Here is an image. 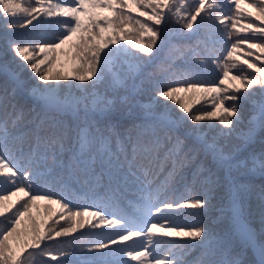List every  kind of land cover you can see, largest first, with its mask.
I'll list each match as a JSON object with an SVG mask.
<instances>
[{
    "label": "snow or ice",
    "instance_id": "6c2138e0",
    "mask_svg": "<svg viewBox=\"0 0 264 264\" xmlns=\"http://www.w3.org/2000/svg\"><path fill=\"white\" fill-rule=\"evenodd\" d=\"M130 2L137 9H143L139 11V16L147 17L145 22L120 10L126 6L124 0H70L74 6H69L65 0L56 3L52 0H35L37 7H22L17 0H0V19L9 30L24 28L32 24L33 20L40 23L37 17L42 13L67 18L57 21L62 30L57 32L55 39H40L31 49L14 42L9 44V53L14 52L22 58L38 81L34 91L42 102V110L25 114L21 108L24 127L19 130L9 127L7 121L0 122V177L4 178L6 185L12 186L0 188V217H3V226L0 227V264H49L48 260L43 259L48 256L55 264H70L67 259H58V256L67 257L70 253L60 249L53 254L46 242L67 237L86 225L93 230L89 235L97 237L90 241L87 249L93 257L88 264H129L128 260L123 259L125 256L136 264H183L181 257L193 248L202 252L198 264H247L244 255L248 248L257 249L259 264H264V186L258 194L255 212L259 217L257 229L253 226V209L245 207L244 199L245 196L253 195V191L247 184L235 179L224 181L227 191L219 208L226 227L223 235H218L212 227L198 219L192 223H186L183 219L189 215L199 217L207 214L205 210L210 207L209 198H215L221 185L215 172L206 170L207 175L203 177L204 193L190 199L178 196L176 188L163 192V198L159 195L153 197L145 187L146 182L150 183L147 170L162 163L159 160L161 152H164L165 159L173 160L177 182H182L185 168L191 167L198 157V149H203V129L206 127L216 132L213 145L217 138L231 137L234 133L248 140L257 134L264 136V99L258 105V120L250 122L246 132L239 129L243 123L240 102L248 99L257 87L264 97V65L257 67L255 63L243 60V64L259 74L245 76L243 67L231 63V67L237 69L239 74L231 75L230 80L237 83H229L227 87L221 88L205 87L204 82L193 76L175 79L173 76L178 74H170L175 67L170 64L168 68L162 69L160 79H149L147 83L152 93V104L163 109V112H152L140 118V122L133 125L135 136L130 130L122 132L119 121L113 115L116 100L108 92L115 94L125 84L126 78L138 74L139 62L143 60V57L121 43L128 35L125 31L127 24L134 21L138 25L140 39L147 35V41L127 40L125 43L140 53L149 54L151 60L161 51L163 41L160 37L166 34L167 26L173 19L181 29L187 30L180 32L175 29L178 35L189 42L197 39L201 32L215 29L221 36L228 38L222 40L227 44L232 34L225 22L231 20L233 29L237 23L227 14H218L217 19L223 30L216 29L211 17L213 13H219L222 5L208 4L206 0H196L195 5L187 0ZM225 2L235 4L238 14L244 11L240 7L242 0ZM248 7L254 9L255 20L264 25V2L257 4L252 0ZM96 9H107L112 16H101ZM20 13L25 14L23 20L17 19ZM202 13H206L209 19L205 20ZM252 15L251 12L247 13V16ZM147 21H151L152 25ZM246 28L252 29L251 35L239 37L231 43L223 60H212L218 66L225 64L224 78H229L227 62L231 61L240 45L247 44L249 49H257L262 56L256 59H264V27L257 28L254 23H249ZM117 31L121 33L119 37ZM253 39L257 42L250 43ZM65 44L69 45L67 50L62 47ZM37 48L43 54L39 60L36 59ZM247 55L251 56L252 53ZM61 57L67 59L71 76L54 70L57 65L63 67ZM118 60H123L127 65L123 75L113 73V81L105 93L93 91L89 95V88L95 90L102 84ZM224 78L219 80L220 85L225 84ZM63 88L76 89L81 95L61 99L58 93ZM229 90L232 94L223 95ZM178 93H200L205 96L213 93L212 110L202 108L193 112L192 106L185 104L184 97H178ZM5 100V96H0V106L6 108ZM227 100L234 103L226 105ZM173 104L178 105L183 115L172 107ZM203 121L210 123L204 125ZM212 121H217L222 127H217ZM12 123L14 125L16 122ZM113 139L115 150L111 148ZM128 148L131 149L130 153ZM13 152L19 156L18 164H10L5 159V153ZM180 153L183 155L180 156ZM238 163L247 167L248 161ZM251 164L264 177V152L259 157L254 156ZM142 172L143 176L140 174ZM201 175L197 169L193 179ZM105 178L107 183L103 185V193L98 195L96 204L73 210L65 193L71 195L73 186L81 182L84 186L95 188ZM57 184L61 186V191H52L50 185ZM129 184L137 185L140 190L136 210L131 214L121 210L118 195L121 186ZM17 193L23 196L9 203L10 198ZM38 201L45 202V219H37L32 215L31 210L39 207ZM52 204L59 206V212H53L50 207ZM6 212L10 215H5ZM156 232L160 234L158 237ZM133 237H143L144 242L139 245L143 250H137V242L133 241ZM164 237L175 239L164 241ZM237 238L238 243L234 244ZM126 241H132V245L125 244ZM165 242L169 253L161 257L155 246Z\"/></svg>",
    "mask_w": 264,
    "mask_h": 264
},
{
    "label": "trees",
    "instance_id": "16d2710c",
    "mask_svg": "<svg viewBox=\"0 0 264 264\" xmlns=\"http://www.w3.org/2000/svg\"><path fill=\"white\" fill-rule=\"evenodd\" d=\"M22 7H37L35 0H17ZM53 3L58 2V0H52ZM69 6H74L70 3V0H65ZM188 3L195 5L196 0H187ZM252 0H242L241 9L244 11L242 13H237L235 9V4H228L225 0H206L208 4L220 3L222 7L219 13H213L211 17V23L215 24L216 29L223 30V26L219 24L217 15L227 14L236 20V28H231V20H227L225 23L229 26L231 31V40L227 44L223 43L222 40H227L226 36H221L215 29H207L201 32L197 39L192 41H185L175 29H179L180 32H186L187 30L181 29L179 24L175 23L173 19L172 23L167 26L166 34H163L160 39L163 41L161 46V51L152 56L149 59V54L140 53L138 49L133 48L130 44L125 43L127 40L138 41L144 43L147 41V35L140 39V33L138 31V25L133 21L125 26V31L128 35L121 40V43L125 44V47L132 52H136L137 55L143 57V60L139 62L140 71L133 77L126 78L125 84L119 87L115 94L108 92L116 100L115 107L113 109V115L119 121L121 125V131L127 132L131 131L133 136L136 135V131L133 129V125L140 122V118L150 115L152 112L157 114L163 112V109L157 106H151V108L142 105L144 100H148L152 97L150 89L147 88V83L149 79H160L163 75L162 69H166L169 65H175L171 69L170 74L174 75L173 78H187L188 76H193L196 79L204 82L205 87L219 86L221 88L227 87L229 83L236 84L237 81L230 80L231 75L239 74L237 69L231 67V63H236L238 67H243L244 75H254L258 76L253 69H249L246 64H243V60L247 59L250 63H255L257 67L264 65V59H256L262 54L257 49H249L247 44L239 46V49L234 53L231 61L227 62L229 70V78L223 77V70L225 67L224 63L219 66L212 62L213 59L219 58L223 60L227 56V50L231 47V43L239 37L249 36L252 34V29H247L246 25L249 23H254L255 27H264L258 20H255V11L253 8L248 7V3ZM264 0H255V3L260 4ZM125 7H122L121 11H126L130 16L139 19L141 22H145L147 17L139 16V11L143 9H137L136 5L132 4L130 0H124ZM149 14H151V9H148ZM206 11H210L207 9ZM96 12L101 16H112V13L107 9H96ZM253 13L252 16H247V13ZM2 15V14H0ZM35 15V14H34ZM205 20L209 17L206 13H202ZM25 14L20 13L17 19L23 20ZM11 19V18H9ZM67 19L60 16H47L41 14L37 17L40 23L36 20L32 21V24L25 25L24 28H16L9 30L4 24V21L0 19V96H5L4 106H0V122L7 121L9 127H15L17 130L24 127V116L21 115L20 109L23 108L25 114L40 112L42 110V102L40 98L30 96L28 90L31 86L38 81L34 78L31 73L30 68L27 63L23 61L22 58L15 55L14 52L9 53V44L14 42L21 47H29L30 49L35 46V42L40 39H55L57 32L62 30L61 26L57 23L58 20ZM199 21V17H198ZM149 25H152L151 21H147ZM245 29L244 31H237V29ZM110 31V30H109ZM105 34H108L106 32ZM121 33L117 31V37ZM250 43L257 42L255 39L249 41ZM71 43V42H69ZM65 50L68 49L69 45L65 44L62 46ZM189 49H194L190 51ZM251 52L252 55L249 56L247 53ZM187 57V59H185ZM43 54L36 50V59H42ZM61 61L67 62L65 57H61ZM145 61L147 63H145ZM203 61V62H202ZM13 64H19L20 66H26L27 70L18 71V67ZM68 64V62H67ZM3 65H7L9 68L17 71L19 73L18 79L22 82L24 90L22 91L20 86L16 85V81L12 78L8 72L3 70ZM69 66V64H68ZM13 67V68H12ZM60 70L62 73H67L69 67L63 70V67L57 65L54 70ZM127 69V65L123 60H118L111 69V72L106 75L104 82L97 86L95 90L89 88L88 93L91 95L93 91L99 93H105L106 89L109 88L113 81V73L123 75L124 71ZM71 76V73H68ZM224 78L225 84L220 85L219 80ZM73 83H75L73 81ZM7 86V90H5ZM22 88V89H23ZM180 95L191 96L190 100L186 104H190L191 111L195 112L197 109L206 108L208 111L212 110L213 93H209L206 96L200 93H178ZM231 90L223 95H230ZM61 99L65 97H71L73 95L80 96L81 93L76 89H61L58 93ZM23 97V99H21ZM264 97L261 96L259 88L254 90V93L248 97L246 100H242L239 104L241 117L243 123L240 124L239 129L247 131V127L250 122L258 120L259 112L258 105ZM171 103V102H169ZM234 103L233 101H225L226 105ZM13 105H16L13 108ZM172 107L183 115L182 111L179 109L178 105L173 104ZM81 116L83 115V109L81 108ZM252 115L249 120L248 115ZM13 121L16 123L13 125ZM204 125H208L209 121H203ZM211 123L216 124L217 127H222L217 121H212ZM183 130V129H182ZM204 136L202 137L203 149H198V157L191 165V167H186L184 170L185 179L182 182H177V176L174 171V162L171 158L165 159L164 152L159 154V160L162 163H158L154 168L148 169V181L145 187L151 192L153 197L157 195L163 198V192L169 191L173 188L177 189L178 196H184L193 198L197 195H201L205 191V185L203 177L207 175L208 169L215 172L221 180V185L218 187L215 198L210 199V207L206 209L207 212L204 216L183 217L186 223H192L194 220H200L206 225L212 227L218 235H223L226 231V227L223 222V218L220 217L219 206H221L222 198L227 191L224 185L225 180L235 179L238 182H242L248 185V187L253 191V195L245 196V207L253 209V226L259 229V217L255 215L258 207V194L262 186H264V177H261L259 171L253 168L251 164L252 158L259 157L262 152H264V136L259 134L255 135L251 140L234 133L235 141L231 145H226V138H217L216 144L213 145V137L216 136L214 129L204 128ZM239 132V130H238ZM259 133V129H257ZM111 148L115 150L116 144L113 139L111 143ZM130 153L131 149L128 148ZM180 156L183 154L180 153ZM5 159L10 164H18L19 156L17 153L12 154L5 153ZM248 161L247 167L244 166L243 162ZM199 169L201 176L193 179L194 172ZM143 176V172L140 173ZM107 183V179L102 182V184L97 185L95 188L90 186H84L83 182L80 184H75L71 189V195L65 193L67 199L71 201L73 205V210L82 209L84 207H93L97 202V197L99 194L103 193V185ZM10 184L6 185L4 178L0 177V188H11ZM51 190L54 192L61 191L60 185H50ZM119 198L121 201V210L128 211L129 214L135 212L136 204L140 195V190L135 184H129L126 186H121L119 190ZM23 196L22 193H17L15 196L10 198L9 203H14ZM44 204V201H38ZM37 202V204H38ZM55 205V204H53ZM50 207H53L52 205ZM52 209V208H51ZM55 211L59 212V206H54ZM111 210V209H110ZM185 212H190L188 209H184ZM38 212V211H37ZM36 213V212H35ZM37 214V213H36ZM40 213L37 216L39 219H45ZM5 215H10L6 212ZM58 218V217H53ZM63 223V221H60ZM3 226V217H0V227ZM93 230L89 225L85 228L78 230L67 237L55 238L53 241H47L46 243L53 250V254H56L60 249L65 250L70 253L67 257H59L58 259H67L70 264H88V262L93 258L92 253H89L87 249L90 246V241L96 239L95 235H89ZM160 234L156 232L158 237ZM133 241H136L137 250H143L139 247L141 243L144 242L143 237H133ZM164 241L168 239H175L164 237ZM125 244L132 245V241H126ZM238 243V238L234 240V244ZM157 253L161 257H166L169 253V248L167 243H160L155 246ZM202 258V252L198 248H193L188 250L184 256L181 257L183 264H198L199 260ZM247 264H259L257 249L248 248L244 255ZM49 261V264H55V261L51 260V257H43ZM123 259L128 260L129 264H136L135 261H131L128 257H123Z\"/></svg>",
    "mask_w": 264,
    "mask_h": 264
},
{
    "label": "rangeland",
    "instance_id": "374dc122",
    "mask_svg": "<svg viewBox=\"0 0 264 264\" xmlns=\"http://www.w3.org/2000/svg\"><path fill=\"white\" fill-rule=\"evenodd\" d=\"M0 55H2V53H0ZM14 66H16V67H18V71L20 72V71H25V70H27V67L26 66H20L19 64H13ZM69 66H68V64H67V62H64L63 63V70H66L67 68H68ZM13 68V67H12ZM3 70L5 71V72H8V74L12 77V78H14L15 79V81H16V85L17 86H20V88H21V90L23 91L24 90V88H23V84H22V82L18 79V75H19V73L17 72V71H14L13 69H11V68H9L7 65H3ZM69 73V71L66 73V74H68ZM37 83H35L33 86H31L30 88H29V90L27 91L28 92V94L30 95V96H33V97H37V98H39V96L35 93V91H34V89H35V85H36ZM23 88V89H22ZM63 89H67V88H63ZM178 95V97L179 96H182V97H184V102H185V104L190 100V98L192 97V95L191 96H186V95H180V94H177ZM142 105H144V106H146V107H149V105H151V106H154L155 104H152V97L150 98V99H148V100H144L143 102H142ZM156 106V105H155ZM252 115L250 114V115H248V117H247V119L249 120V118L251 117ZM204 131V130H203ZM233 141H235V137H234V134L231 136V137H227L226 138V140H225V144L226 145H231L232 143H233ZM45 204V203H44ZM44 204H42V203H40V202H38V209L37 208H33L32 210H31V212H32V215L33 216H35V217H37V211H39V213H43V211H44ZM52 206L53 207H51L52 208V210H53V212L55 211V209H54V206L55 205H53L52 204ZM219 208H220V206H219ZM36 212V213H35ZM42 216H43V214H42ZM44 217V216H43ZM45 218V217H44ZM37 219H39L38 217H37ZM24 220H25V222H26V220H27V218L25 217L24 218ZM257 252H258V250H257ZM258 259H259V261H260V255H259V252H258Z\"/></svg>",
    "mask_w": 264,
    "mask_h": 264
}]
</instances>
